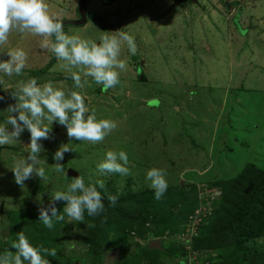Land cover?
Here are the masks:
<instances>
[{"label": "rangeland", "instance_id": "obj_1", "mask_svg": "<svg viewBox=\"0 0 264 264\" xmlns=\"http://www.w3.org/2000/svg\"><path fill=\"white\" fill-rule=\"evenodd\" d=\"M48 1L50 14L66 16L69 12L67 0ZM173 1L114 0L105 4L89 0L86 24H65L64 32L98 44L105 34L124 32L134 37L137 52L132 55L126 43L122 44L120 59L127 68L120 72V83L107 91L83 76L82 82L87 79L84 88H75L70 73L59 66L62 62L55 57L50 63L54 54L41 49L42 37L14 30L8 43L0 46V61L9 60L7 52L15 48L27 53L21 75L0 72V124L9 115V105L16 103L11 93L30 78L39 84L51 81L66 94L81 92L98 120L117 123L99 143L70 140L64 126L49 124L50 139L40 141L43 150L36 165L45 169L47 179L33 175L23 187L15 183L11 169L16 160L28 156L30 133L25 130L19 140L0 146L1 246L24 219L26 225L32 220L41 223L38 209L49 206L52 193L67 191L74 178L66 175L68 170L75 177L83 176L86 185L95 184L97 190V181L102 180L107 187L112 184L120 198L148 202L143 192L154 190L146 173L158 168L166 173L167 190L184 186L195 197L196 206L185 215L180 203L173 206L181 216L175 221L177 231L158 229L148 221L147 231L126 234L123 245L103 247L95 263L214 264L229 256L220 248L193 250L192 243L202 225L216 215L222 197L217 183L235 177L247 164L264 168V0H198V4L184 0L174 8ZM77 7L75 19H79ZM62 144L73 151L65 153L59 162L63 171L56 172L57 161L52 156ZM122 150L128 154L130 174H101L97 165L106 153ZM65 205L63 201L55 205L64 215L56 255L68 258L71 264H90L84 238L86 217L91 216L86 211L84 222L71 220L63 213ZM153 240L160 241L162 251L149 258L142 250ZM257 242L264 244V238ZM171 247L180 250L172 255L166 251Z\"/></svg>", "mask_w": 264, "mask_h": 264}, {"label": "clouds", "instance_id": "obj_2", "mask_svg": "<svg viewBox=\"0 0 264 264\" xmlns=\"http://www.w3.org/2000/svg\"><path fill=\"white\" fill-rule=\"evenodd\" d=\"M88 19L89 17L87 21ZM66 21L68 20L60 23L50 14L45 0H0V46L8 43L9 35L14 30L21 34L39 36L42 37L41 49L52 52L57 61L62 62L59 66L70 73L75 88L83 89L87 83V79L82 82V76L91 77L95 83L102 85V91L119 84L120 72L127 68L126 61L120 59L122 44L126 43L129 52L135 55L137 45L134 37L124 32L105 34L98 44L77 35L66 34L64 32ZM7 55L10 59L0 61V72L8 76L21 75L27 64V53L22 48H15L9 50ZM74 69L76 71H73ZM11 95L16 103L9 105L6 109L9 115L6 116L5 122L0 124V146L19 140L25 130L30 133V144L27 145L30 149L28 156L16 160L11 169L15 183L21 187L33 175L42 181L47 179L45 169L37 168L36 165L43 150L40 141L50 139L52 127H49V124L57 122L64 126L70 140L92 143L102 142L117 128L115 121L98 120L94 109L89 112L81 92L72 90L66 94L51 81L43 84H39L36 78L21 81L17 90ZM2 99L3 97H0V100ZM8 125H11V131L8 130ZM69 151L73 150L68 144H62L55 152L53 159L57 161L54 164L56 172L63 171V165L59 162ZM128 164L129 157L125 151L118 153L108 151L106 158L97 165V168L101 174L129 175ZM165 176L164 170L158 168H151L146 173L145 179L150 182L149 187L154 190L156 200H160L167 191L168 183ZM97 184L100 188L105 187L102 180L97 181ZM117 199L115 195H108V200L113 205ZM58 201L66 202L63 213L78 222H84L85 211L89 216H98L105 210L103 196L97 190V186L86 185L83 176L74 177L67 191L52 193L49 206L38 209L39 220L48 229L53 228L54 220H64V215L60 214L55 206ZM11 248L16 252L5 251L0 254V264H25V262L49 264V261L42 257L41 252L52 257L56 256L55 249L32 246L23 231L17 234V239L11 243Z\"/></svg>", "mask_w": 264, "mask_h": 264}, {"label": "trees", "instance_id": "obj_3", "mask_svg": "<svg viewBox=\"0 0 264 264\" xmlns=\"http://www.w3.org/2000/svg\"><path fill=\"white\" fill-rule=\"evenodd\" d=\"M59 22L62 23L61 20ZM54 61L55 56L50 63L53 64ZM217 184L222 189L221 202L215 217L202 225L200 234L192 243V249L202 250L213 247L229 252L228 257L214 264H264V244L257 242L264 238V168L247 164L235 177L219 181ZM98 191L103 196L105 210L98 216L86 217L88 226L84 241L88 245L90 264H96L95 261L99 260L103 247H119L125 243L126 234L130 232L142 234L143 231H147L145 224L148 221L155 224L158 229L169 227L171 231H177L178 225L175 221L181 220V216L175 213L173 206L180 203L181 213L184 215L196 206L195 197L184 191V186L167 190L160 200L155 199L154 191H144L148 202L138 201L135 197L125 199L117 196L115 205L108 200L109 194L116 196L112 184L109 187L98 188ZM137 205L141 209H138ZM137 210L143 212L138 213ZM23 222L9 241L0 245V254L4 253V248L5 251L16 252L11 248V243L17 239L20 231L24 232L32 246L56 250L60 221L54 220L52 229L45 227L42 221L36 223L32 220L27 225L25 219ZM112 231L114 232L111 234ZM125 248L126 246L122 247L121 255ZM179 250L171 247L166 251L176 255ZM159 251L162 250L152 251L148 245L142 250L149 258ZM41 255L49 261V264H71L68 258L62 256L52 257L43 252Z\"/></svg>", "mask_w": 264, "mask_h": 264}, {"label": "water", "instance_id": "obj_4", "mask_svg": "<svg viewBox=\"0 0 264 264\" xmlns=\"http://www.w3.org/2000/svg\"><path fill=\"white\" fill-rule=\"evenodd\" d=\"M88 1L89 0H79V4H78V8H77L79 19L73 20V21H66V22H64V24L76 25V26L85 24L87 21V18L89 17V11L87 8ZM100 1L110 3V2H113L114 0H100ZM182 1H184V0H174L172 7L174 8L176 6H179ZM188 1L191 2L192 4H198V0H188ZM66 175L69 177H75L76 173L72 170H68L66 172ZM159 242L160 241H158V240H153V241L149 242L148 248L149 249H155V250H161Z\"/></svg>", "mask_w": 264, "mask_h": 264}, {"label": "crops", "instance_id": "obj_5", "mask_svg": "<svg viewBox=\"0 0 264 264\" xmlns=\"http://www.w3.org/2000/svg\"><path fill=\"white\" fill-rule=\"evenodd\" d=\"M78 1L79 0H67V7H68V11L69 12H67L65 15L66 16H64L63 14H61L60 12H57V13H52V15L54 16V17H58L57 19L58 20H68V21H71V20H76L75 19V17L73 16V13H74V11H75V9H76V4L78 3ZM93 3H97L96 1L94 2V1H92ZM46 3H50L48 0H47V2ZM234 4H237L236 2L234 3ZM239 6H241L240 4H238L237 5V7H239ZM90 8V7H89ZM242 8V7H241ZM69 13V14H68ZM63 16V18L64 19H60L61 17ZM66 34H68L69 35V33H70V35L72 34L71 32H65ZM81 37V36H80ZM42 52V51H41ZM57 60V59H56Z\"/></svg>", "mask_w": 264, "mask_h": 264}, {"label": "built area", "instance_id": "obj_6", "mask_svg": "<svg viewBox=\"0 0 264 264\" xmlns=\"http://www.w3.org/2000/svg\"><path fill=\"white\" fill-rule=\"evenodd\" d=\"M220 194V193H219Z\"/></svg>", "mask_w": 264, "mask_h": 264}, {"label": "flooded vegetation", "instance_id": "obj_7", "mask_svg": "<svg viewBox=\"0 0 264 264\" xmlns=\"http://www.w3.org/2000/svg\"><path fill=\"white\" fill-rule=\"evenodd\" d=\"M188 1V0H187Z\"/></svg>", "mask_w": 264, "mask_h": 264}]
</instances>
